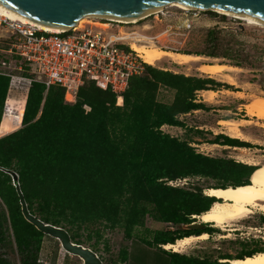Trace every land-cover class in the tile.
I'll return each instance as SVG.
<instances>
[{
	"label": "trees",
	"instance_id": "obj_1",
	"mask_svg": "<svg viewBox=\"0 0 264 264\" xmlns=\"http://www.w3.org/2000/svg\"><path fill=\"white\" fill-rule=\"evenodd\" d=\"M208 39H216L215 29L208 31ZM8 43L5 40L3 46ZM7 60L17 66L23 63L18 55ZM23 65L25 75L32 80L20 106L9 92L11 77L0 74V199L5 205L0 206V264H11L1 250L9 233L21 264H39L45 236L24 217L16 185L33 214L67 229L72 241L82 244L79 229L83 225L106 222L124 228L131 237L133 228L142 225L147 215L190 224L218 200L206 194L199 183L184 188L169 184V180L194 176L218 180L208 188L252 182L257 165L197 151L186 139L162 129L164 125L185 127L182 114L209 109L198 97L199 91L233 85L145 63L144 73L131 77L122 104H117L112 90H104L91 80L70 103L63 87L47 89L33 66L28 62ZM235 65H240L239 61ZM161 88L174 91L171 102L158 98ZM210 143L252 146L224 133ZM14 173L18 175L16 184ZM213 230L160 231L154 241L175 243L184 236ZM162 250L169 255L170 264H231ZM259 251L264 248L220 258H243Z\"/></svg>",
	"mask_w": 264,
	"mask_h": 264
},
{
	"label": "rangeland",
	"instance_id": "obj_2",
	"mask_svg": "<svg viewBox=\"0 0 264 264\" xmlns=\"http://www.w3.org/2000/svg\"><path fill=\"white\" fill-rule=\"evenodd\" d=\"M187 15L193 20L190 27L184 26L183 23ZM84 18L87 19L81 27L88 28L104 27L106 25L102 23L110 19L94 15ZM129 26V30L134 31L137 36L141 34L134 39L139 44L199 55L203 62L225 63L228 66L224 70V77L214 78L233 85V88L220 87L215 90L212 100L205 99L203 90L199 91L198 97L209 109L182 114L180 118L187 126L164 125L163 131L186 139L197 151L205 154L264 163V119L248 112L250 103L264 98V24L249 23L247 20L215 9H182L169 3L158 12L130 21ZM210 29L216 31L215 40L208 39ZM237 61L240 65H235ZM176 62L172 57H164L152 66L188 75L210 76L198 70L200 61L193 60L187 64ZM228 77L233 83L226 81L225 78ZM27 86H29V80L25 74L13 82L9 92L13 95L17 106L21 105L19 101L26 95ZM173 96L174 91L171 89L161 88L158 93V98L165 102H171ZM221 119L236 120L243 132L249 135L250 140L245 141L250 142L252 146L239 147L210 143L217 134H226L224 126L219 123ZM21 126L22 124L18 128ZM168 183L184 188H190L192 184L199 183L203 185L206 193L209 189L207 186L215 185L218 180L212 177L194 176L169 180ZM0 206L5 207L1 199ZM201 221L203 220L200 216H197L196 222ZM204 223L205 227L214 229L208 232V238L193 240L183 250L176 252L231 263L229 260H223L226 258L220 257L235 256L245 249L254 247L264 248V211L260 208H255L254 213L249 217L237 221L232 229L223 230L214 227L210 222ZM185 229L198 228H190L189 224L185 223L161 221L152 215H147L142 225L133 228L131 237L126 236L124 228L111 227L106 222L83 225L79 232L82 245L94 250L105 264H170V257L162 248L167 251L174 250L165 248L164 244L156 243L155 236L160 231L177 233ZM58 241L48 234L43 237L42 249L45 250L42 256L45 261L43 264H47L46 262L53 264L51 257L56 254L55 248L60 243ZM1 246V250L11 264H21V255L10 233L1 242ZM58 254L71 262L69 264H83V260L77 258L78 256L69 254L64 249ZM68 261L63 264H68Z\"/></svg>",
	"mask_w": 264,
	"mask_h": 264
},
{
	"label": "built area",
	"instance_id": "obj_3",
	"mask_svg": "<svg viewBox=\"0 0 264 264\" xmlns=\"http://www.w3.org/2000/svg\"><path fill=\"white\" fill-rule=\"evenodd\" d=\"M192 21L187 15L184 26L190 27ZM129 23L110 18L102 23L104 27L51 31L0 9V74L11 77V86L19 75L24 76L23 63L28 62L47 89L52 85L65 89L67 102H75L80 87L91 80L112 90L117 104H122L131 77L145 71L144 59L131 46L139 36L129 30ZM5 40L8 46H3ZM13 55L20 56L23 63L17 66L7 60ZM28 80L30 84L32 79Z\"/></svg>",
	"mask_w": 264,
	"mask_h": 264
},
{
	"label": "bare ground",
	"instance_id": "obj_4",
	"mask_svg": "<svg viewBox=\"0 0 264 264\" xmlns=\"http://www.w3.org/2000/svg\"><path fill=\"white\" fill-rule=\"evenodd\" d=\"M171 3H173V5L182 7V9L193 8V6L184 5L183 3L180 2H171ZM164 6L165 4H160L158 6L152 7L133 16H105V17L120 21H134L142 17H145L149 13L151 14L158 12ZM0 9L13 18L29 19L27 17H24L20 13L14 11L13 9L3 5L1 2H0ZM215 10L247 20L249 23L260 24V25L264 24L263 19L246 11L244 12L233 11V10L219 9V8H216ZM84 17H82L77 22L76 27L82 26V23L85 21V19H87ZM37 24L51 31H62L67 28V26L60 27V26H50L40 23ZM139 36H141V34ZM137 42L138 41L136 40L131 41L132 48L140 53L141 57L144 59L145 62L151 65H156L157 62L161 61L164 57H170V58L172 57L178 63H186V64L195 60V61H200L198 65V70H200L202 73H206L207 75L213 77L216 76L224 77V72H225L224 70L228 67L225 63L203 62L200 60L201 57L199 55L169 51L154 45L147 46L144 44H139ZM18 77L20 78L21 75H19ZM225 79L227 82L233 83L231 78L228 77ZM11 86L9 90H11L12 88ZM203 92L205 93V99L207 100H212L215 94V90L213 89L203 90ZM248 112L251 115L264 119V98L258 101H254L253 103H250L248 105ZM219 123L224 126L225 133L227 135L242 140H248V139L250 140L249 135L243 132V130L240 128V124L237 123L236 120L221 119ZM242 161L245 163L255 164L258 166V169L251 177L252 182L250 184L239 185V186H228L225 188L211 187L207 189L206 193L211 196H215L216 198H218V200H216L212 204L209 210L199 215L200 218L203 220V222H210V223L212 222V225L214 227H218L223 230L232 229L237 221L245 219L249 217L250 214L254 213L255 208H260L261 210L264 211V163H260V162L256 163L244 159H242ZM208 236L209 233L204 231L199 235L191 234L179 239L175 243H166L163 246L167 249H172L174 251H181L184 249L186 245L190 244L193 240L207 239ZM223 260H229L232 264H264V251H259L251 256L247 255L243 258H232V259H223Z\"/></svg>",
	"mask_w": 264,
	"mask_h": 264
},
{
	"label": "water",
	"instance_id": "obj_5",
	"mask_svg": "<svg viewBox=\"0 0 264 264\" xmlns=\"http://www.w3.org/2000/svg\"><path fill=\"white\" fill-rule=\"evenodd\" d=\"M0 2L37 23L67 26L66 29L76 26L84 16H133L160 4L167 5L171 2H180L197 9L219 8L246 11L264 20V0H0ZM17 180L18 175L14 173V184ZM16 190L22 213L29 222L45 234L58 239L62 248L69 254L79 256L83 264H105L94 250L73 242L67 229L45 222L33 214L28 208L19 185H16ZM189 226L202 229L205 223L194 221Z\"/></svg>",
	"mask_w": 264,
	"mask_h": 264
},
{
	"label": "crops",
	"instance_id": "obj_6",
	"mask_svg": "<svg viewBox=\"0 0 264 264\" xmlns=\"http://www.w3.org/2000/svg\"><path fill=\"white\" fill-rule=\"evenodd\" d=\"M9 91H11V90H9ZM27 92H28V86H27ZM27 92H26V96H27ZM198 110H200V109H197V110H193V111H198ZM167 126H171V125H167ZM172 127H179V126H172ZM225 146H228V145H225ZM58 240V239H57ZM59 242V241H58ZM62 251L63 249L61 248V245H60V243H59V245L57 246V248H55V255H54V257H51V259L53 260V264H63V262H65V261H68V260H66L63 256H61V255H59L58 253H60V251ZM43 251H45L44 249H42L41 250V253H40V258H39V264H43V262H45L43 259L44 258H42V256H43ZM77 256V255H76ZM77 258H79V259H81L79 256L77 257ZM70 260H72V258H70ZM82 260V259H81ZM47 264H49L48 262H46ZM69 263H71V262H69L68 261V264ZM81 263H82V261H81Z\"/></svg>",
	"mask_w": 264,
	"mask_h": 264
},
{
	"label": "flooded vegetation",
	"instance_id": "obj_7",
	"mask_svg": "<svg viewBox=\"0 0 264 264\" xmlns=\"http://www.w3.org/2000/svg\"><path fill=\"white\" fill-rule=\"evenodd\" d=\"M239 147H242V146H239ZM206 226H208V224H206Z\"/></svg>",
	"mask_w": 264,
	"mask_h": 264
}]
</instances>
